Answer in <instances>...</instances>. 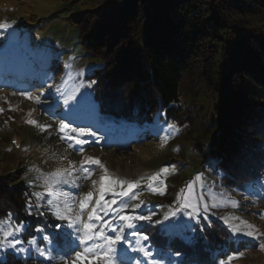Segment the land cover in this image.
<instances>
[{
    "label": "trees",
    "instance_id": "1",
    "mask_svg": "<svg viewBox=\"0 0 264 264\" xmlns=\"http://www.w3.org/2000/svg\"><path fill=\"white\" fill-rule=\"evenodd\" d=\"M71 22L78 37L85 39L76 40V52L85 51L94 60L79 78L87 85L84 110L97 113L100 128H122L119 136L125 141V135H133L132 126L143 129L149 122L157 126V119L164 126L193 124L196 108L182 103V85L185 79L192 81L194 88L197 83L203 84L216 101L209 135L204 136V142L196 143L195 156L200 157V166L213 173L216 191L236 193L237 198L259 194V199L264 188V0H102L100 5L80 11ZM8 25L11 27H2L7 34L0 35L4 41L0 42V47L4 46L0 66L11 59L17 47L15 40H22L25 45L21 48L30 52V36L16 35L12 21ZM19 30L27 32L26 25ZM51 54L42 70L63 79L64 61L55 51ZM141 87L149 92L148 98L142 95ZM76 119L70 116L64 122L68 128L99 131L91 128L93 123L89 128L85 126L88 122L84 124L81 119L77 123ZM135 135L141 140L139 134ZM76 184L74 181L71 186ZM34 192L37 189L26 179L23 184H14L10 173L0 176V239L3 231L21 227V232L8 238L19 239L17 247L0 248V264H60L80 250L68 222L58 220L55 209L45 206L46 198L37 201ZM133 193L145 191L135 188ZM93 196L98 199L99 193ZM112 196L106 193L105 200ZM93 198L87 207L89 212L95 206ZM119 198L113 209L119 208L120 202L132 205L143 201L139 209L125 210L130 215L154 214L162 202L150 197ZM99 214L103 217L100 222L111 220L113 227L124 223L112 212L105 214L102 207ZM223 215L229 212L201 216L187 226L153 215L151 221H135L142 234L149 237L141 242L143 247L153 255L145 258L121 242L130 254L120 257V263L151 264L156 260L160 264H220L229 255L256 248L259 241L242 236L241 231L233 233L221 219ZM98 228L114 235L107 227ZM132 231L126 229L125 236L137 247ZM30 239L35 243H27ZM37 248H43L47 257L40 256Z\"/></svg>",
    "mask_w": 264,
    "mask_h": 264
},
{
    "label": "rangeland",
    "instance_id": "2",
    "mask_svg": "<svg viewBox=\"0 0 264 264\" xmlns=\"http://www.w3.org/2000/svg\"><path fill=\"white\" fill-rule=\"evenodd\" d=\"M100 2L102 0H91L90 3L81 0H0V24L12 21L16 35L30 36L27 42L30 52L21 48L25 45L22 40H15L17 47L12 50L11 59L0 66V176L10 173L14 184H23L26 179L46 201L55 195L61 208L65 199L62 193L67 192L68 202L74 206V212H80V199H84L89 191L94 194L100 192L101 177L105 175L106 169L107 175L113 179L139 181L137 189H144L145 193H135L138 199L150 197L162 201L153 214L156 218L164 219L166 213L175 211L176 214L169 215L168 220L187 226L197 222L201 216L207 218L214 213L229 212V215L223 216L239 217L246 221V224H240L239 220L232 219L231 223L240 228L242 236L256 239L259 243L256 248L244 250L243 257L230 262L227 259L222 261L225 264H264V250L259 247L264 243V221L261 220L264 217V188L259 192V199V194H249L250 197L242 194L237 198L236 193L229 195L223 190L216 191L218 186L213 182V173L200 166V157L195 156V145L204 142V136L209 135L214 115L216 99L206 86L197 83L194 88L192 81L185 79L183 82L182 103L186 107L196 108L193 111V124L176 123L172 128L162 125L157 119V126L152 122L143 129L132 126L130 131L133 135H125V141L119 136L122 128H100L97 113L84 110L87 106V85L79 76L94 60L85 51L76 52L79 46H73L74 43L85 39L83 36L78 37L71 20L80 11L98 6ZM21 25H26L27 32H19ZM0 31V35L7 34L2 27ZM1 39L0 42L4 43ZM20 49L23 51L20 52ZM2 50L4 46L0 47L1 53ZM54 51L64 61L66 72L63 79L42 70L43 63ZM25 61L33 64L29 65ZM140 90L148 98L149 92L143 87ZM74 92L76 99L65 105L64 99ZM55 113L59 115L58 118L52 117ZM70 116L78 117L77 123H81V119L84 124L88 122L85 126L89 128L91 126L88 125L93 123L91 128H98L99 131L93 133L86 130L87 134L81 135L71 132L72 128L81 127L72 126L60 132V123L65 124L64 120ZM29 119L35 120L36 124L27 123ZM39 125L50 127L41 131ZM166 130L167 134L163 135L162 131ZM73 134L79 135L78 139L83 143L76 144L75 140L68 139ZM135 134H139L141 140H136ZM86 138L88 140H83ZM85 141H88V146ZM89 158L98 159L100 164L84 163ZM165 168L167 172L162 171ZM57 172L59 176L55 175ZM157 174V180L152 181L150 177ZM57 180L61 182L55 184L50 193L49 186ZM63 180L68 183H63ZM74 181L78 184L72 187ZM149 184L160 191H152ZM121 190L120 185L115 186L116 192ZM113 198L120 199L119 196L110 199ZM233 202L237 205L235 208L232 207ZM184 203L198 204L199 214L191 216V208H184ZM45 206H48L47 203ZM88 213L86 207L82 212L85 221ZM112 213L117 215L114 211ZM249 224L254 228L249 229ZM96 225L104 227L102 221H97ZM249 230L260 238L245 235ZM78 246L79 251L84 250V245ZM124 249L122 244L117 247L114 264H122L120 257L129 256L130 253L124 252ZM74 259V255L67 257L60 264H73ZM77 264L86 262L79 261ZM96 264H105V261L99 260Z\"/></svg>",
    "mask_w": 264,
    "mask_h": 264
},
{
    "label": "snow or ice",
    "instance_id": "3",
    "mask_svg": "<svg viewBox=\"0 0 264 264\" xmlns=\"http://www.w3.org/2000/svg\"><path fill=\"white\" fill-rule=\"evenodd\" d=\"M0 27H11V25L8 24H0ZM95 83V82H92ZM91 87V84L89 85ZM31 99L32 97L29 96ZM38 100L39 97H36ZM76 99V94L75 92L72 93L71 95L67 96L64 99V104L67 105L70 100H75ZM29 124H36L35 120L29 119L26 121ZM41 131H46L48 125H39ZM170 127L174 128L175 125H170ZM68 129V125L64 123H60L59 125V130L60 132H65V130ZM72 133H79L81 135L87 134L86 130L84 128L76 129L72 128L71 129ZM68 139H75L76 144H82L83 141L80 139L76 138L75 136H69ZM84 163H92V164H100V161L98 159H92L89 158L87 161ZM163 172H167V169H162ZM55 175L59 176L60 173L57 172ZM158 175H154L150 177L152 181L157 180ZM61 181L57 180L54 182L53 185L49 186V192L51 193L52 187H54L55 184L60 183ZM63 183H68L67 180H63ZM127 183V187L124 188L123 185ZM139 181L136 182H126L123 180H116L113 179L112 177H109L107 175V170L105 169V175L101 177V187H100V192H99V197L95 201V206L91 207V211L88 213L87 216V221H85L82 217V212L83 210L89 206V201L93 198V192L89 191L88 193L85 194L84 199H80L79 201V209L80 212H74V206L68 202V197L69 193L63 192L62 195L65 198L63 201V208L60 207V202H58L57 197L55 195H52V198L47 199V205L51 206L55 209L54 215L58 220L61 221H67V227L69 229H72L76 233V239L79 241V245H84V250L83 251H74V261L73 264H77L79 261H85L86 264H96L97 261L99 260H104L105 264H114V257L116 256L117 253V248L116 246L118 244H121L123 242L124 244L128 245V247L131 248V251L133 252H140L143 254L145 258H151L152 257V252L150 249H146L142 245V241H147L149 237L147 235L142 234V229L139 228V226L135 223V221H151L152 220V215L153 214H148V215H130V214H123L126 209L131 207L133 210L139 209L141 205L143 204V201L140 203H135L132 205L126 204L124 202H120V206L117 209H113V205H116L118 203L117 199H109L105 200V194L106 192H111L113 197H129L130 193L131 199L136 200L138 199V196L133 193V189L139 187ZM120 185L122 190L119 192L115 191V186ZM149 187L152 188V191H160L159 189L153 188L151 184H149ZM189 189H191V185L188 186ZM161 194H163L161 192ZM32 195L36 198L37 201L43 199L44 197L40 192H34ZM184 208H191V212L189 213L191 216H195L199 214V206L198 204H189V203H184L182 205ZM237 205L235 202L232 203V207L235 208ZM103 208L104 213L107 214L109 212H116L117 216L116 218L119 221L124 222L121 224L118 228L113 227V221H104V227H107L111 230V233L113 234H106L104 231V228H98L97 225L93 221H99L102 220L103 217L99 214L100 208ZM213 207H216V205H213ZM207 205H205V211H207ZM175 211L169 213H166L164 215V219L167 220L169 218V215H175ZM221 219L224 220L225 224H228L231 231L233 233H237L240 231V228L237 227L236 225H233L231 223L232 219L239 220L240 224H246V221L240 220L239 217H228V216H221ZM157 223H160V221H156ZM2 223V222H0ZM249 229H253V225H248ZM133 230L130 234L134 237H137L135 243L137 247H133L131 244V241L127 240L125 236V230ZM21 232V227H16L15 229H9L7 231H3V239H0V248H12L15 249L17 245L21 242L19 239L15 240H9V237H13L15 233ZM247 236L250 237H255L259 239L260 237L256 236V233L252 230H249L244 233ZM45 239H48V237H45ZM101 241L103 243H101ZM27 243L29 244H34V240H28ZM259 247L264 250V243H261ZM127 251V248L124 249ZM21 252L25 251L24 249H20ZM37 251L40 256L42 257H47V253L43 248H37ZM90 254H91V259H90ZM244 253L243 252H238L234 253L233 255H229L227 257V260L230 262L234 259H238L240 257H243ZM135 264H140L139 261H136ZM151 264H160L159 261L152 260ZM220 264H225L224 261H221Z\"/></svg>",
    "mask_w": 264,
    "mask_h": 264
}]
</instances>
